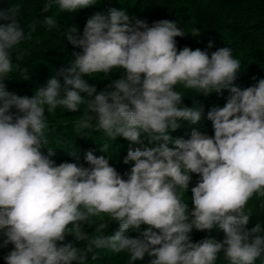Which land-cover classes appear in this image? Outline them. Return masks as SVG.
<instances>
[{"label": "clouds", "instance_id": "9594fccd", "mask_svg": "<svg viewBox=\"0 0 264 264\" xmlns=\"http://www.w3.org/2000/svg\"><path fill=\"white\" fill-rule=\"evenodd\" d=\"M97 3L44 0L42 18L26 25L20 3L0 7V247L13 246L6 264H92L121 253L127 264L146 255L148 264H264V224L253 222L256 211L249 206L256 199L264 208V78L247 88L236 85L241 61L230 47L210 54L211 42L204 50L178 49L175 38L186 31L176 22L149 26L136 19L133 25L126 9L110 7L95 12L82 35L75 24L63 30L80 51L34 96L8 90L15 71L21 80L31 76L13 63L12 53L18 61L29 54L21 45L38 26L58 30L54 9L78 13ZM114 71L119 78L100 91L85 79L96 73L112 77ZM179 86L205 97L230 92L223 107L207 112L214 137L196 128L187 139L169 134L181 127L178 121L198 125L204 117L198 102L180 106L187 94ZM82 106L73 131L103 134L101 152L109 153L118 137L142 146L129 147L124 157L131 165L127 179L91 150L85 154L88 167L78 163L77 148L68 151L77 162L57 164L53 158L49 117ZM192 174L199 179L190 208L185 194ZM110 223L119 229L105 235ZM129 230L137 235H127ZM194 230L209 235L193 242Z\"/></svg>", "mask_w": 264, "mask_h": 264}, {"label": "trees", "instance_id": "16d2710c", "mask_svg": "<svg viewBox=\"0 0 264 264\" xmlns=\"http://www.w3.org/2000/svg\"><path fill=\"white\" fill-rule=\"evenodd\" d=\"M15 3H20L22 6V23L25 25L33 19L42 18L44 0H0V7H9ZM110 7L126 9L133 25L136 19L146 21L149 26L162 19L176 22L181 29L186 31L184 37L175 38L178 49L187 46L193 50L197 48L204 50L208 49L209 42H211L213 46L208 49L210 54L218 48L230 47L234 57L241 61V73L235 82L241 88L253 86L259 79L264 78V0H98L96 6L82 9L78 13H59L54 9L57 12L58 30L46 31L45 27L38 26L33 39L21 45L29 50V54L22 61H18L16 53H12L13 63H19L22 69L26 68L31 76L28 80H21L20 72L15 71L12 79L6 81L8 90L20 96H34L37 88L44 86L46 81L56 75L61 67H68L74 59L73 53L80 51L63 38V30L75 24L82 35L86 21L95 12L106 11ZM51 14L49 12L44 15ZM193 29H198L199 35L192 36ZM120 75L118 71H114L112 77L96 73L85 79H88V82L94 84L100 91L111 83V78H119ZM179 90L187 94L180 106L194 107V102H198L204 106V117L198 125H192L188 121H178L181 127L175 132L169 130V134L174 138L187 139L192 129L196 128L214 137V129L212 122L207 119V112L214 106L223 107L230 92L223 90L222 95L213 93L205 97L197 95L192 90L184 89L183 86H179ZM82 112L83 106L76 113L57 110L49 117L50 125L55 129L48 136L49 146L55 151L53 158L57 164L65 161L77 162L68 153L70 149L77 148L80 157L78 163L88 167L85 154L91 150L94 155H103L109 159L110 165L124 176V173L131 168L130 164L126 165L123 162L129 147L135 150L142 146L130 144L123 137H118L109 149V153L101 152V143L105 139L103 134L93 132L91 136H77L73 131V122ZM124 178L127 179L126 176ZM198 179L196 174H192L189 190L185 194V200L190 208L193 206L190 199L191 188L196 186ZM249 206L256 211L253 222L259 220L264 224V208L260 207V202L253 199L249 202ZM146 228V225H142V229ZM118 229V223H110L105 235H112ZM88 231L92 232L94 229H88ZM126 234L137 235L131 230ZM208 235L209 233L195 230L191 233L193 242H198ZM211 235L217 239H223L222 232L217 233L213 230ZM67 241H74V237L68 236ZM84 243L81 242L77 246L82 247ZM0 244H2V238H0ZM12 248V245L6 248L0 247V264H6L4 257ZM127 259L126 253L104 254L92 264H127ZM149 259L146 255L143 261H136L135 264H148ZM218 264H226V262L221 259Z\"/></svg>", "mask_w": 264, "mask_h": 264}]
</instances>
